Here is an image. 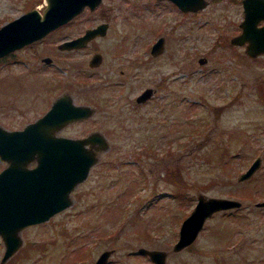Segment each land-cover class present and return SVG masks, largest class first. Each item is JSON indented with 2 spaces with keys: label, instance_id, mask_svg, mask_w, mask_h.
Segmentation results:
<instances>
[{
  "label": "rangeland",
  "instance_id": "obj_1",
  "mask_svg": "<svg viewBox=\"0 0 264 264\" xmlns=\"http://www.w3.org/2000/svg\"><path fill=\"white\" fill-rule=\"evenodd\" d=\"M45 2L0 0V25ZM206 2L182 12L168 0H101L97 12L82 10L0 57L4 127L40 117L66 92L93 110L58 134L98 130L109 144L71 190L70 204L25 225L20 245L1 264H94L104 248L112 251L103 264H155L137 252L142 245L168 250L167 264H264V207L254 204L264 199V53L250 56L229 40L242 18L240 0ZM109 4L108 31L86 49L58 52L60 39L98 22ZM157 35L166 36V48L151 57ZM93 49L103 61L90 67ZM48 55L49 64L42 59ZM146 85L157 91L141 104L135 96ZM255 156L260 165L240 181ZM199 192L243 204L216 210L191 244L173 251ZM4 247L0 235V258Z\"/></svg>",
  "mask_w": 264,
  "mask_h": 264
},
{
  "label": "water",
  "instance_id": "obj_2",
  "mask_svg": "<svg viewBox=\"0 0 264 264\" xmlns=\"http://www.w3.org/2000/svg\"><path fill=\"white\" fill-rule=\"evenodd\" d=\"M42 9L37 6L8 19L0 25V56L20 46L45 36L60 24H65L85 7L95 8L101 0H45ZM181 10L203 9L206 0H169ZM243 15L240 30L229 37L235 45H243L244 52L251 56L264 53V0H242ZM263 19L261 22L260 20ZM106 24L91 26L77 36L62 39L58 47L69 49L80 47L94 35L103 34ZM155 39L151 52L163 49V39ZM206 57L199 58L205 61ZM46 61L49 57L44 58ZM92 64L99 63L100 54L94 53ZM90 63V64H91ZM153 89L145 87L136 96L144 101ZM69 93L62 92L51 101V106L40 117L27 122L20 128H6L0 123V160H6L0 169V235L5 244L0 264L12 256L21 243V229L27 224L44 222L57 211L66 208L72 201L70 192L78 181L86 178L89 168L96 162L98 150H105L109 144L105 135L98 130L82 137L58 134L65 123L90 116L88 104H77ZM259 156L254 157L238 175L240 181L250 177L260 165ZM239 198L209 196L199 192L195 205L180 222L178 238L172 247L181 250L191 244L204 221L216 210L241 206ZM255 206L264 207V199H258ZM112 249H102L94 264L108 262ZM137 252L147 254L155 264H167L168 250L158 247L139 246Z\"/></svg>",
  "mask_w": 264,
  "mask_h": 264
},
{
  "label": "flooded vegetation",
  "instance_id": "obj_3",
  "mask_svg": "<svg viewBox=\"0 0 264 264\" xmlns=\"http://www.w3.org/2000/svg\"><path fill=\"white\" fill-rule=\"evenodd\" d=\"M159 1H162V0H159ZM168 1H169V0H168ZM240 1H241V9H242V3H243V1H242V0H240ZM100 2H101V1H100ZM170 2H171V1H170ZM171 3H172V2H171ZM172 4H175V3L173 2ZM176 5H177V4H176ZM25 6H27V5H25ZM25 6H24V7H25ZM98 6H99V4H98L95 8H90V7L88 6V7H85V9H83V10H89V9H90V10H89L90 12H94V11L97 12V10H98L97 7H98ZM111 6H113V5L109 4V5H107L106 9L104 8L103 10H100V11H99V15L96 17L97 19L99 18V21L96 22V23H94V24L89 25V27H91V26H97V25H99L100 23L103 22V23L106 24V30H105V32L108 31V27H109V24H110L109 21H110V19H111V18H110V11H111V9L113 8V7H111ZM176 7L178 8V5H177ZM28 8H30V7H28ZM28 8H25V10L28 9ZM31 8H32V7H31ZM203 8H204V7H203ZM178 9H179L180 11H182V12H184V11H189V10H184V11H183V10H181L180 8H178ZM25 10H24V11H25ZM24 11H23V12H24ZM241 11H242V10H241ZM80 12H82V11H80ZM80 12H79V13H80ZM242 12H243V11H242ZM79 13H78V14H79ZM78 14L75 15L74 17H72V18H76V17L78 16ZM242 15H243V14H242ZM72 18H71V19H72ZM69 21H70V19H69ZM260 21L262 22L263 19H261ZM238 22H239V21H238ZM239 24H240V22L237 24V27H238L237 32L240 30V26H239ZM89 27H87V28H89ZM87 28H85V30H86ZM85 30H84V31H85ZM105 32H104V33H105ZM237 32H236V34H237ZM81 33H82V32H81ZM104 33H103V34H104ZM79 34H80V33H79ZM236 34H235V35H236ZM100 35H102V34H100ZM76 36H77V35H76ZM96 36H99V35H96ZM96 36L94 35L93 37H91V38H90V41H92V39H93L94 37H96ZM157 36H158V35H157ZM160 36H163V35H159L158 37H160ZM230 36H231V35H230ZM74 37H75V36H74ZM158 37H157V38H158ZM165 38H166V36H165L164 39H163V49H161L160 52H157V53H154V54L151 52V50H152V48H153V47H152L153 42L155 41L156 38H155V39L153 40V42L150 44V50H149V53H150L151 57H154V56L157 55V54H161V53L164 51V48H166V47H165ZM38 39H39V38H38ZM61 40H62V39H60L59 42H60ZM36 41H37V40H36ZM90 41L87 42L86 44L81 45L80 47H75V48H74V47H70L69 49H64V48H62V47H58V44H59V43L56 44V47H57V49H58V52H62V53H61L62 55H64V53L70 54V52H73L72 50L76 51L77 49H80L82 46L84 47V45H86L85 49L88 48ZM34 42H35V41H34ZM34 42L31 41V42L27 43V45L20 46V47H18L17 49H15L14 51H12V52L10 51L9 53H10V54H14L18 49H21V48L24 49V48H26L29 44H32V43H34ZM95 52L100 54V60H101V61H100L99 63L92 64L91 61H90V59H91L92 55H93ZM249 55H250V54H249ZM250 56H251V55H250ZM254 56H255V55H254ZM257 56H259V55H257ZM0 57H1V56H0ZM45 57H49V60L46 61V60L44 59ZM45 57L42 56V59H43V61H44L45 63H48V64H49L50 62H53V58H52L50 55L45 56ZM19 59H20V58H19ZM102 59H103V54H102V52L99 51V50H95V49H93V52L91 53V55H90V57H89V59H88V61H89L88 65H89L90 67H91V66H99V65L102 63V61H103ZM204 60H206V58H205ZM13 61H17V59H14ZM55 62H56V61H55ZM57 63H58V62H56V65H57ZM90 63H91V64H90ZM60 67H61V66H60ZM61 69L64 70V68H62V67H61ZM77 72H78V71H77ZM77 76H83L84 78H86V77L88 76V74H87V72L81 71V72H78ZM147 86H150V85H146L145 87H147ZM150 88L153 89V92H152V93H151V94H150V95H149L144 101L137 100V99H136V96H137L139 93L143 92L145 88L142 89L141 92H138V93L136 94V96H135V100H136L137 102L141 103V104H144V103H146L147 101H149V99H152V97L155 95V92H156L157 90H156L154 87H152V86H150ZM58 96H59V95H58ZM55 97H57V96H54V98H55ZM54 98H53V99H54ZM53 99H52V100H53ZM50 104H51V102H50ZM50 106H51V105H50ZM50 106H49V107H50ZM49 107H48V108H49ZM84 118H87V116L83 117L82 119H78V118H77V119H74L73 121H76V120H78V121H82ZM73 121H70L69 123H65V124L73 123ZM65 124H64V125H65Z\"/></svg>",
  "mask_w": 264,
  "mask_h": 264
},
{
  "label": "trees",
  "instance_id": "obj_4",
  "mask_svg": "<svg viewBox=\"0 0 264 264\" xmlns=\"http://www.w3.org/2000/svg\"><path fill=\"white\" fill-rule=\"evenodd\" d=\"M173 171V170H172Z\"/></svg>",
  "mask_w": 264,
  "mask_h": 264
}]
</instances>
